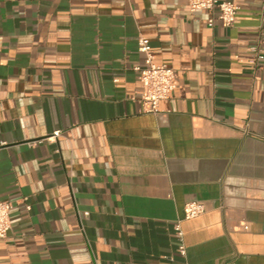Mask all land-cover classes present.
<instances>
[{"label": "crops", "instance_id": "0c3cea01", "mask_svg": "<svg viewBox=\"0 0 264 264\" xmlns=\"http://www.w3.org/2000/svg\"><path fill=\"white\" fill-rule=\"evenodd\" d=\"M235 1L227 28L189 0H0V264H181L190 202L189 264H264V0ZM140 36L176 72L156 114Z\"/></svg>", "mask_w": 264, "mask_h": 264}, {"label": "built area", "instance_id": "2783aa9c", "mask_svg": "<svg viewBox=\"0 0 264 264\" xmlns=\"http://www.w3.org/2000/svg\"><path fill=\"white\" fill-rule=\"evenodd\" d=\"M189 10L207 11L210 15L208 25L211 27L214 20H218L224 27L234 25L238 5L235 0H189ZM137 50L143 56L142 65L136 67L139 73L140 86L137 91V100L142 105L143 112L156 114L159 104L172 97L176 87V72L172 67L157 65L154 62L153 51L146 38L140 36L137 40ZM250 62L254 64L259 57V49L256 46L250 47ZM59 136L55 131L47 137L46 141H51ZM1 146V144H0ZM12 205L8 201L0 200V239L6 240L11 227L10 211ZM204 213V206L200 203L190 202L184 205L183 217L174 224L175 238L177 241L176 251L182 258L181 264H189L186 260V248L183 240L181 223L193 219ZM173 261L172 258H169Z\"/></svg>", "mask_w": 264, "mask_h": 264}]
</instances>
